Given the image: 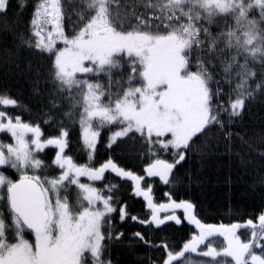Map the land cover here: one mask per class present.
Segmentation results:
<instances>
[{"label":"snow or ice","instance_id":"obj_1","mask_svg":"<svg viewBox=\"0 0 264 264\" xmlns=\"http://www.w3.org/2000/svg\"><path fill=\"white\" fill-rule=\"evenodd\" d=\"M9 16L16 54L41 61L26 66L41 110L0 94V264H114L116 248L141 245L147 264H184L186 254L197 264H264V201L245 220L206 223L171 190L157 203L145 176L112 158L139 145L150 157L143 173L168 186L198 145L214 153L222 135L231 155L234 137L246 143L232 129L247 103L264 102V0H33L30 9L0 0V18ZM77 122L83 162L68 151ZM106 174L131 183L150 219L129 212L118 184H97ZM185 221L194 231L180 247L160 235ZM130 223L149 231L129 236Z\"/></svg>","mask_w":264,"mask_h":264},{"label":"trees","instance_id":"obj_2","mask_svg":"<svg viewBox=\"0 0 264 264\" xmlns=\"http://www.w3.org/2000/svg\"><path fill=\"white\" fill-rule=\"evenodd\" d=\"M120 2L123 7L125 0H120ZM12 3L15 6L18 0H12ZM27 3L30 9L33 0H27ZM76 3L78 4L79 0H76ZM27 19L28 13H25L24 20L27 21ZM72 20L75 21L76 17L73 16ZM14 31H19L16 19L11 16L7 19L0 18V94H9L17 99L19 104L28 106L33 112L40 111L39 98L35 95L34 85L26 66L29 60L34 67L38 66L41 61L38 57H31L26 53L16 54L17 41L13 35ZM5 88L7 93L4 91ZM39 88L42 92L51 91V84L45 85L41 82ZM20 110V108L17 109V111ZM24 119H29L27 113L24 114ZM43 127L46 134L51 130L48 125ZM232 130L239 133L246 143H241L239 138L234 137L231 155L225 154L227 141L222 135L218 143L213 139L214 153L205 155L200 151L203 144L198 145L193 159L179 170L172 178L173 183L168 186L160 182L158 178H149L143 173V168L147 166L150 157L139 145L126 146L124 150H117L112 158L128 170L144 175L143 186L152 187L154 200L157 203L167 202L164 193L171 190L174 193V199L192 200L197 206L198 217L203 222L214 224L238 222L247 219L249 214L254 213V210L264 201V188L259 184L261 176H264V161L256 155L257 152L264 151V147L260 146L264 138V102L257 100L247 103L243 121L235 125ZM108 135L110 133L105 129L102 132L104 143H98L97 159L99 160L107 156L105 149ZM53 151L49 150V156L46 159H51ZM68 151L76 159L86 161V150L82 143L78 122L72 127L71 147ZM101 183L118 184L119 187L114 191L123 201L127 202L129 212L141 218L150 219V210L147 209L142 198L134 196L130 182L119 180L112 174H106V181L97 182L98 185ZM177 215L182 217V210H177ZM114 224L120 227L118 220ZM124 230L129 236L137 230L144 233L149 231L148 228L138 223H130L124 226ZM193 231V226L187 225L185 221L182 225L167 228L166 232L160 235H166L169 242H175L176 246L180 247L181 242L186 237H190ZM241 232L244 230L242 229ZM154 238L159 239V237ZM221 242L222 238H216L217 246ZM150 258V250L143 245L134 250L123 246L118 247L113 253L114 264H147Z\"/></svg>","mask_w":264,"mask_h":264},{"label":"rangeland","instance_id":"obj_3","mask_svg":"<svg viewBox=\"0 0 264 264\" xmlns=\"http://www.w3.org/2000/svg\"><path fill=\"white\" fill-rule=\"evenodd\" d=\"M83 143V142H82ZM143 186V185H142ZM241 232V238L245 239V235ZM184 261V264H197L198 261H201V257H198L196 254H186L184 258H182Z\"/></svg>","mask_w":264,"mask_h":264}]
</instances>
